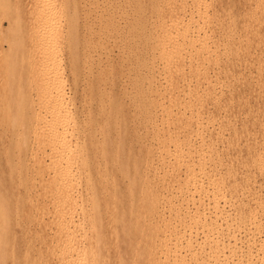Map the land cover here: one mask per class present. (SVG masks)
I'll use <instances>...</instances> for the list:
<instances>
[{
    "label": "bare ground",
    "instance_id": "bare-ground-1",
    "mask_svg": "<svg viewBox=\"0 0 264 264\" xmlns=\"http://www.w3.org/2000/svg\"><path fill=\"white\" fill-rule=\"evenodd\" d=\"M238 1L82 0L80 23L73 9L64 46L38 52L37 57L44 63L67 50L68 72L78 88L74 97L63 95L54 75L44 86L40 83L56 93L51 101L48 97V114L35 115L32 103L14 104L9 96L7 102L0 100V140L9 136L2 153L12 149L23 166L8 164L12 181L19 172L13 174L14 169L22 170L18 187L31 181L30 174L51 170L47 180L44 172L37 175L43 178L40 185L35 183L57 208L47 223L52 233L48 243L45 227L40 229V243L48 253L39 251L31 262L26 257L33 246L30 235L25 238V256L18 247L23 241L10 237L13 225L27 220L22 221L26 206L16 219L12 212H22L30 200L14 195L17 187L0 185V264H120L125 251L132 264H264V0ZM76 4L67 0L71 8ZM39 8L36 15L41 17L45 7ZM45 17L41 22L49 26L53 20ZM79 25L83 29L76 41ZM34 74L40 76L37 70ZM94 96L98 115L90 117L87 98ZM122 97L128 108L118 106ZM131 121L150 142L140 167V162L129 166L133 174L126 176L128 165H123L128 160L122 157L128 142L123 138ZM112 129L118 141L110 140ZM90 150L95 153L90 155ZM112 150L114 165L120 160V174L128 179L127 191L130 188L133 200L139 201L131 215L136 227L141 228L140 215L147 221L140 230L145 253L117 227L122 220L121 228L134 230L126 223L122 205L120 212L115 205L113 213L116 196L107 206L106 223L113 226L95 221L96 226L89 218V238L85 243L78 239L83 226L74 222L75 207L81 202L87 214L99 217L93 201L107 187V154ZM110 245L116 250L112 258Z\"/></svg>",
    "mask_w": 264,
    "mask_h": 264
},
{
    "label": "rangeland",
    "instance_id": "rangeland-1",
    "mask_svg": "<svg viewBox=\"0 0 264 264\" xmlns=\"http://www.w3.org/2000/svg\"><path fill=\"white\" fill-rule=\"evenodd\" d=\"M75 1H77V4H76L77 6L74 8L73 7L71 8L70 5L69 6L67 5V0H0V100L1 101L7 102V101H9L8 98L10 97L11 98L10 101L11 102L14 101L13 102L14 104H22V105L25 104V107H27L28 103H32L33 108H35V110L38 111V112L35 111V115L37 113H38V115H43L44 112H45V114H48L46 112H49L51 109V106H49L50 102H48V101L51 99V97H54V94L56 95V93L54 91L50 90L52 88H50V89L48 88L50 91L45 90L47 87L44 88L43 86L46 83V79L49 80L48 79L49 76L52 78L54 75L55 76L58 75L57 76L58 82L62 85L61 91L62 90L64 91V92L62 91L63 93H65V94H63L64 96L72 97V95H73V97H74L73 93L75 92V90L77 93L78 88L76 89V87H75L77 85L74 84V78L72 77L73 74L71 75V72H68L69 66L67 68V65H69V64H67V63H68L69 57H67L68 54H67L66 49H65L66 51L64 49H62L61 52L59 51L58 55L56 54V57H55L56 59L54 58L53 60H49L48 62L45 61L43 63L42 62L43 57H37L39 54L38 52H44V51L52 52V51H55L56 47H59L61 45L64 46V41H65L64 38L67 37V28L70 25H72V23H73L72 21H69V19H68L69 17H72V15L75 11L73 9L76 8L75 12L76 13L78 12V14H79V23L82 22V14L80 15V13H82V10H83V3H82V0H75ZM235 2H240V1L235 0ZM42 3H45V4H42ZM43 6L45 7V9H43ZM38 8L40 10L43 9L42 11H43V13H45V14H41V17H39V15H36L38 12L37 11ZM49 11H51V12L49 13ZM46 13H49V14H46ZM51 14L53 15L54 18L53 17L50 18V16H52ZM45 16L46 17L48 16L49 19L53 20V21H51L52 23L51 22L49 23V26H47V24L45 25L43 23L44 22L43 17H45ZM41 21H43V22H41ZM39 22H41L42 24L41 23L39 24ZM39 26L41 29L43 28V32H41V34H40V32H38L36 34ZM93 26L95 27V25H93ZM44 27H45V29H44ZM35 28H36V30H35ZM53 28H55V29H53ZM52 29L54 30L55 33L56 32L57 33L56 34L54 33L51 35L50 33H53V32L50 30H52ZM82 29L83 28L80 25H79V27L75 28L74 35L77 38V40L75 39L76 41L80 40ZM39 43H40V45H39ZM32 46H34V47H32ZM39 49H41V50H39ZM116 53L117 52H115V57L117 55ZM51 61H53V63ZM34 64H35V66L32 67ZM38 64H40V65H38ZM37 67H39V68H37ZM34 69H35V71L37 70V72H38V74H40V76H43V79L42 78L40 79V76L35 77ZM54 73H56V74H54ZM33 74H34V76H33L34 79H32L33 77H31ZM72 79H73V82H72ZM32 81L34 83H32ZM41 81H42L43 86L40 85ZM43 81H44V83H43ZM27 82H28V84H27ZM77 82L80 83L79 77H77ZM39 85L42 87L40 88ZM30 89H31V92H30ZM41 89L45 92H43ZM40 90L42 92H40ZM47 91L49 92V94L50 93L51 94L49 95ZM12 92H13V94H12ZM46 93L49 96H46ZM41 94L42 95L45 94L44 95L45 97L42 96V98H41ZM79 94H80V92H79ZM48 97H50L49 100H48ZM20 98H22V99H20ZM45 98L47 100H45ZM124 100H125L124 97L120 98V101H118V106L125 109V108H128V106L130 104H129L128 100H125V101ZM78 103H79V101H78ZM75 104H77V100H76ZM115 104H117V102ZM39 105H41V106H39ZM86 107H87V110H88L90 117H97L98 109H97V97L96 96H94L92 98H87V106ZM39 112H40V114H39ZM132 122L135 124H133ZM135 125H137V122H135V121L130 122V124L128 125V131L129 132L127 133V135H125V138H123L125 140V142H128V143H126L127 145H126L125 152H124L125 156L123 155L122 158H124V157L127 158V159H125V158L124 159H125V161L128 160L127 161L128 163L126 162V164H124L125 163L124 160L121 159V164L122 165L124 164L123 167L128 165V167L127 166L126 167L128 168L127 170H129V172L132 169V168L130 169L129 166L136 167L139 164L138 166L140 167V165L142 163L141 157L144 158V155H147V153H145V152L147 151V147H148L147 145H149V142H150V140L147 136L143 135L140 131H138V132L135 131V128H136V127H134ZM134 131H135V133H134ZM115 133H116V136H115ZM129 133H130V135H129ZM138 133L140 135H138ZM131 134L133 136L134 135L135 136L133 137ZM128 135H129V137H128ZM110 136H111L110 138H112V139H110L111 141H115V140L118 141L117 131H115L114 129H112ZM136 136H138V137H136ZM113 137H116L117 139L115 138L113 140ZM126 137H127V140L130 138L129 141H126ZM143 137H144V140H143ZM138 138H139V140H141L140 142L138 141ZM136 139H137V142H136ZM8 141H9V136H7V137L4 136L2 138V140H0V180L1 179L4 180L3 182H0V185L1 186L3 185L4 188H6V189L12 188V187L13 188L17 187L18 189L15 188L14 192H13V189H11L12 192L14 193V195H16L18 197L19 195L22 194L23 197L21 196L20 199L23 198L24 199V200L22 199L23 201H27V200L29 201L30 200V203H28V206L32 209L31 210L25 204L24 207H22L23 208L22 212L19 211V213H18L15 209H13L15 211L12 210L14 212V213L12 212V214H14L12 218H14V216H15L14 219H16L23 212H25L24 210H26L25 209V206H26V208H27L26 213L22 214L23 216L22 215L21 216H22V221L25 220L26 218H27V220H25L24 221L25 223L23 222V224L20 223L22 225V226H19L20 228L18 226L14 227L15 225H13V227H12L13 230L12 229L10 230V237H11V240L14 237L13 241H14V239L16 240L17 237H18L19 241L20 240L23 241V242L20 241L18 244L19 251H20V253H22L21 254L22 256H25V254H26L25 247H26L27 243L25 242V238L28 239V237H31V241H32L31 244L33 243V246H32L33 248L31 247L29 254L26 255V257H29L28 259H31V262H32V261L36 260L39 251L48 253L44 247L45 245L43 244L44 245L43 246L42 243H40V238L42 237L41 230L43 231V229H44V228L42 229V227H45L44 232H43V234H44L43 237L45 239V242L48 243L49 238L52 237V233L50 232L49 226H47L48 225L47 223L49 221L53 220V216L57 212L56 211L57 208L50 206V201H48L50 199L46 197L48 195H45L44 192L39 193V192H42L41 190H43L42 188L39 189L40 186H39V188H37V186L40 185L38 180L46 178L51 170L50 171L49 170H46V171L43 170L42 172H40L39 175L36 173H33L35 175L29 173L31 176V181L30 182L28 181L27 183L20 185V187H18L19 185L17 184V182L20 184V180L19 181H16V180H18L17 178H19L18 176L20 175L19 172L23 168V166H21L20 160L17 161L16 154L14 155L11 152L12 149L11 150L9 149V151L7 153H2V150L4 148V142H8ZM131 141L132 142L134 141V142L132 143ZM143 143H145V144L142 147ZM145 146H147V147H145ZM144 147H145V149H143L144 150L143 151L142 148H144ZM5 152H6V150H5ZM94 153H95V150H90V152H89L90 155H92ZM108 153L109 154H107V155H108L109 160L107 161L108 164H107V169H106V173H105L106 179L108 180V184L104 190H100L97 192V194L95 195V200L93 201V204L96 206L95 211L99 212V217L94 218L93 213H91V215L87 214L86 211L84 210V205H82L81 202H79L78 206L75 207L74 222L77 224L81 223V225L83 226V228H81L82 230H80V228L78 229V233L80 232L78 239L80 237L79 240L82 243H85V238H89V236H88L89 231L88 230H89V227L91 226V223L88 221L89 218L92 219V221H93L92 224H94V225H96L95 221L98 223V225H99V222L102 221V224H103L102 226H109L110 222L108 221L109 224L106 223V220L109 217V211H110L107 209V206L110 204L108 202H110V200L116 196L117 201L115 202V204L112 203L113 213L120 212L122 209H120V207H118V206L122 205L123 209L125 208L124 213L126 210V213H125L126 214L125 215L126 216V223L129 224L134 230L132 233H129L128 231L125 230V228H121V226L123 224L122 220L117 222V224H116L117 227H119V230L121 231V234L124 237H126V238L130 237L131 238L134 246L139 247V251L141 253H145V247H142L143 245H142L141 239H143V238H141V236H140V234H141L140 230L146 229L145 225H146L147 221H146L145 217H142V215H140V221H141L142 225H141L140 229H138L136 227V219H135V217H132L131 215L138 211L139 201L133 200L134 196L130 194L131 193L130 188H129V192L127 191L129 186L126 184V182L128 181L126 176L132 175L133 171H131V173L128 174L129 172L126 171V169L124 168V170L128 173L126 174L123 171L125 173L124 175H126V176L124 177V175H121L120 174L121 168L118 167V163L120 160L118 161V163L114 161L115 162V165H114L113 160H112V155L114 154V151L112 150V152H108ZM99 155H100V156H98L99 160H100V162L102 161V163H103L105 158L103 157V160H101L103 155H101L100 153H99ZM17 157H18V154H17ZM139 158H141V161H139ZM15 159L17 162L15 161ZM29 160L30 159L26 160V164H28L29 162L31 163V160L30 161ZM12 161H14L15 164L18 165L17 166L14 164V168H15V166H17V167L21 166L20 167L21 169L19 168L16 170L13 168L14 169L13 174L15 171H16V173L19 171L18 174L15 173L17 175V178H15L16 175H15V177L13 175V177L15 178V179H13V181L11 179L12 173L9 174L10 172H8V171H10L8 164ZM122 162H124V163H122ZM136 162H140V163L136 164ZM29 165L30 164H28V166ZM133 165H135V166H133ZM113 167H115V169H113ZM158 167H160V166H158ZM132 170H134V169H132ZM48 171H49V173H48ZM28 172H31V169H29ZM44 172L47 173V174L45 173L46 176L43 174V176H42L43 178L38 177V176H41L42 173H44ZM123 172H122V174H123ZM98 173H101V172H95L94 171L93 175H98ZM50 174L48 176H50ZM47 179L48 178H46V180ZM14 180L16 181V183ZM35 182H38V185ZM16 184L18 186H16ZM28 191H32L33 193H30V195H29V194H27ZM78 191L80 192L79 189H78ZM23 192H25V194ZM132 193H133V191H132ZM43 194H44V196H43ZM9 196H11V195H9ZM16 196H13V197L15 198ZM26 196H27V199H26ZM47 205H49L50 208ZM79 205H82L83 207L79 206ZM115 205H116L117 209H119V211L117 210V212L115 211L116 209H114V208H116ZM45 207H46V209H45ZM40 208L41 209L44 208L45 210L42 212L43 209L41 210ZM34 209H36L37 211ZM28 210H29V212L27 213ZM34 211H36V212H34ZM111 212H112V210H111ZM111 212H110V214H111ZM29 213H31V214H29ZM15 214H17V215H15ZM26 214H29V217ZM34 214H35V216H34ZM25 215H26V217H25ZM23 217H25V218L23 219ZM141 218H143V219H141ZM42 223H45V224L43 225ZM110 225L111 226H109V227L113 226L112 224H110ZM19 229L21 232L19 231ZM27 229H28V231L26 232ZM22 230H23V233H22ZM24 231L27 234L24 233ZM29 231H30V233H29ZM16 232H18V233H16ZM22 235L24 236V238H22L23 237ZM28 235H30V236H28ZM124 237L121 236V239ZM109 243L111 244V241L110 242L107 241V246H109L108 245ZM111 246L112 245H110V247H108L109 250L111 248V250L108 252L112 258V255L114 254L113 250H115V249H112L113 246L112 247ZM123 252H121L120 254H122ZM125 253L127 256L124 254H122V256L120 255L121 257L119 258L118 263H120V264H124V263L125 264H132L131 262H129V261H131V258H130L131 255L128 256L126 251H125ZM128 258H130V260H128ZM31 264H35V262H33Z\"/></svg>",
    "mask_w": 264,
    "mask_h": 264
}]
</instances>
